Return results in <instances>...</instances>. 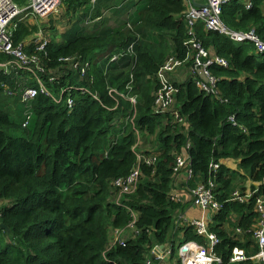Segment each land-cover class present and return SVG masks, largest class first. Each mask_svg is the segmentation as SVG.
I'll use <instances>...</instances> for the list:
<instances>
[{"label": "trees", "instance_id": "1", "mask_svg": "<svg viewBox=\"0 0 264 264\" xmlns=\"http://www.w3.org/2000/svg\"><path fill=\"white\" fill-rule=\"evenodd\" d=\"M186 5L187 0H68V29L58 36L51 28L46 63L53 70L62 66V57L92 62L89 79L88 73L81 78L63 65L59 74L64 77L49 84L57 98L64 87L90 88L87 94L72 92V110L68 94L61 103L44 96L21 103L20 95L9 94L18 88V79L0 72V223L10 230L0 229V264H145L154 244L173 245V215L186 209L169 198L177 185L178 155L190 157L195 177L189 188L213 177L212 162L238 163L239 171L221 164L216 175L217 199L224 207L210 231L221 241L216 253L224 264H256L251 259L230 263V258L237 246L248 257L258 250L251 235L242 242L233 233L256 224L255 199L264 195V186L249 203L228 200L236 190L245 191L246 179L264 181V54L254 43L237 44L197 22L196 38L229 62L228 68L212 69L227 102L201 92L190 79L181 82L171 75L178 90L175 110L183 122L174 125L170 115L155 114L159 71L171 58L190 60ZM222 19L233 30H255L264 41V0H252L251 9L226 5ZM37 30L21 24L15 44ZM34 50L26 49L29 54ZM115 55L118 60L111 61ZM7 60L0 56V62ZM111 89L122 95L110 96ZM134 111V124L113 126ZM232 116L238 126L230 122ZM138 131L156 135L161 154L152 166L141 163L138 186L117 202L114 182L127 179L138 166L133 149ZM126 207L142 212L141 234L108 250L111 231L130 225ZM183 232L181 241L205 243L193 227Z\"/></svg>", "mask_w": 264, "mask_h": 264}, {"label": "built area", "instance_id": "2", "mask_svg": "<svg viewBox=\"0 0 264 264\" xmlns=\"http://www.w3.org/2000/svg\"><path fill=\"white\" fill-rule=\"evenodd\" d=\"M67 1L0 0V56L8 58L7 61L0 62V72L9 77L15 76L18 79V88L14 92H10L9 87L6 85H4V89L9 91L10 95H20L21 103L23 104H28L38 96L53 98L57 103H61L64 95L68 94L67 107L69 110H72L74 106L71 96L73 91L81 92L82 94L90 93V88L69 86L62 88L60 90V97L57 98L54 96L53 90L49 88V84L58 82L61 77H64L59 74L64 72V70H60L63 65L77 72L81 78L86 77L88 73V79L90 71L93 68L92 62L88 59L85 60L82 56L79 58L62 57L58 59V64L60 63L62 66L53 70L48 68L49 65L46 63L48 61L47 48L51 43V35L49 34L48 36V32L51 29V18L62 12V8H65ZM96 2L97 0H92L93 4ZM196 2V0H187L186 5L189 34L192 36V40L186 44L187 48L191 50L190 60L180 61L174 58L169 59L158 73L160 87L153 95L155 98L154 113L163 116L170 115L172 118H175V122H183V120L180 113L175 110V95L178 90L171 81V75L184 72L186 74L177 77L181 82L190 79L201 92L219 98L220 95L217 88L219 79L213 75L212 67L229 66V62L226 59L215 55L213 51L211 52L205 49L202 43L196 38L194 27L197 22H202L210 32L229 36L236 43H254L258 52L264 53V42L255 30L234 31L227 27L222 19L223 8L226 5L232 3L244 4L246 9H251L252 0H203V3H201L202 6L200 7L196 6ZM35 19H40L37 32L33 33L28 41L16 45L14 37L20 25H28L30 24V20L33 21ZM29 46L35 47L34 53H27L26 49ZM132 49L133 46L129 49V53H131ZM118 58L119 55H116L112 61H116ZM191 61H193L192 66L188 67ZM187 75H190L191 78ZM31 82H33L32 85L30 84ZM114 93L119 94L115 89L109 92L110 96H114ZM95 98L97 97L95 96ZM128 100L133 106H136V98L131 97ZM135 116L136 111H134L133 116L129 115L127 117L126 123L133 124ZM30 119L31 114L28 113L26 123ZM143 147L148 146L145 145L139 136V141L133 148L137 156V168L133 170L127 179L117 180L113 184L114 189L119 192V197L116 199L117 202H119L124 193H131L136 189L141 177V163L152 166L157 161V157L160 154L158 150H153L151 147H148L150 150L139 151V148ZM189 166H191L189 156H177L175 168L177 180H180V174L184 175L186 184L194 179L195 175L192 169L188 168ZM219 168V163L213 162L210 165V171L212 173H218ZM261 185H264V181L257 184V186ZM216 189V177H214L206 183H199L194 189L187 187L186 189L175 190L170 194L169 198L171 201L189 204L191 207L200 210L202 217L199 219H190L184 214H180L175 218L172 243H175L179 262L176 260L171 261L173 254L172 246L162 247L155 245L151 250L150 258L145 264H224L222 259L215 253L216 247L220 245V239L215 233L210 231V226L214 222L213 218L218 216L224 207V204L216 198ZM256 192L257 190L242 194L241 192L235 191L233 194L234 200L246 203ZM126 208L132 216L130 225L127 229H115L111 231L112 238L110 239L109 237V242L114 241L115 244L112 246L110 244L108 250L117 244L126 246L129 240H136L141 234V230L137 227L141 211H134L130 207ZM255 211L258 214L256 224L247 230L246 233L252 234L256 243L259 245V251L252 259L257 262L256 264H264V196L256 198ZM189 227H193L197 235L205 237L206 243L200 244L196 241L181 243L178 237L183 236L184 232L182 229ZM237 232L242 233V230L238 228ZM246 259L245 253L242 250L235 249L231 262Z\"/></svg>", "mask_w": 264, "mask_h": 264}, {"label": "clouds", "instance_id": "3", "mask_svg": "<svg viewBox=\"0 0 264 264\" xmlns=\"http://www.w3.org/2000/svg\"><path fill=\"white\" fill-rule=\"evenodd\" d=\"M197 1V0H196ZM200 1H202V3H203V0H200ZM198 2V1H197ZM198 3H200V2H198ZM201 4V3H200ZM224 22V21H223ZM227 26V25H226ZM228 27V26H227ZM231 29V28H230ZM231 30H233V29H231ZM234 31H236V30H234ZM259 36V35H258ZM262 40V39H261ZM263 41V40H262ZM264 42V41H263ZM236 43V42H235ZM245 43V42H244ZM247 43V42H246ZM237 44H239V43H237ZM207 50H209V51H213L214 52V50H212V49H207ZM214 54H215V52H214ZM264 54V53H263ZM215 55H217V54H215ZM116 56V55H115ZM218 56V55H217ZM114 57V56H113ZM220 57V56H219ZM222 58V57H221ZM113 59V58H112ZM112 59H111V61H112ZM225 59V58H224ZM192 64H193V61H191V63L188 65V67H191L192 66ZM187 67V68H188ZM214 67H219V66H214ZM214 67H212V69L214 68ZM229 67V66H228ZM228 67H223V68H228ZM213 73V72H212ZM184 74H186V73H181L180 74V76H183ZM214 75V74H213ZM189 78H190V75H187ZM215 76V75H214ZM216 77V76H215ZM217 79H219V81H220V78L219 77H216ZM190 81H192V80H189L188 82H190ZM193 82V81H192ZM194 83V82H193ZM219 83V82H218ZM195 84V83H194ZM196 85V84H195ZM198 88V87H197ZM217 88H218V84H217ZM218 91H219V89H218ZM120 95V94H119ZM219 95H220V92H219ZM214 97V96H213ZM134 98H136V97H134ZM218 98V97H217ZM219 99H221L223 102H227V100H224V99H222L221 98V95H220V97H219ZM136 117V116H135ZM171 117V116H170ZM172 118V117H171ZM181 118H183L182 116H181ZM127 119V118H126ZM126 119L125 120H122V119H117L116 120V123H115V125L114 126H120L122 123H126ZM184 119V118H183ZM230 119V122L232 123V125L233 126H238V124H237V122H236V119H235V117L234 116H232V117H230L229 118ZM171 123L172 124H176L177 122H175V120H173V121H171ZM134 124V123H133ZM155 137H156V135H154ZM153 136V137H154ZM138 141H139V138H138ZM138 143V142H137ZM155 143L157 144V140L155 141ZM145 145H147V144H145ZM149 148H150V146L149 145H147ZM157 146H158V144H157ZM190 147V145L188 144V148ZM152 148V147H151ZM156 149H157V147H156ZM158 150V149H157ZM158 152L161 154V152L158 150ZM160 154H159V156H160ZM186 156V155H185ZM187 157V156H186ZM190 158V157H189ZM223 161L224 160H221V161H219V162H215V163H219L220 164V167H221V164H223V165H225L227 168H229L230 170H232V171H239V165H237V167L235 168V163L234 162H230L229 161V163L226 165V164H224L223 163ZM190 163H191V160H190ZM213 163V162H212ZM211 163V164H212ZM190 167L191 166H189L188 168L190 169ZM192 169V168H191ZM219 170H220V168H219ZM218 170V171H219ZM192 171H193V169H192ZM211 172V171H210ZM242 172V171H241ZM212 173V172H211ZM193 174H194V172H193ZM213 174V177H211L212 179L214 178V177H216V175H217V173H212ZM215 175V176H214ZM180 176H181V174H180ZM195 177V176H194ZM211 178H209V179H211ZM208 179V180H209ZM208 182V181H207ZM176 183H177V185H175V186H173V188H172V190H171V192H170V194L173 192V191H175V190H182V189H186L187 187H189L186 183H185V180L184 181H181V180H177V177H176ZM260 183H262V182H260ZM199 183H197V185H198ZM216 184H217V178H216ZM257 184L258 183H255V182H253L251 179H246V181H245V187H246V189H245V191H241V190H236V191H238V192H241L242 194H245V193H248V192H253V191H255V190H257V192H258V190H259V188L260 187H263L264 185H261V186H257ZM178 185H181V188H178ZM196 185V186H197ZM138 186V185H137ZM195 186V187H196ZM195 187H190L191 189H194ZM217 187H218V184H217ZM216 193H217V189H216V191H215ZM256 192V193H257ZM256 193H254V195L252 196V197H254L255 196V194ZM170 194H169V196H170ZM234 194V193H233ZM232 194V196H231V198H230V200H228V201H231V202H239V201H237V200H234V195ZM261 196H264V195H261ZM259 197V196H258ZM216 198H217V195H216ZM252 198H250V200H251ZM250 200L248 201V202H246V203H249L250 202ZM173 202V201H172ZM175 203H177V202H175ZM239 203H241V202H239ZM246 203H242V204H246ZM255 203H256V199H255ZM178 204H182V205H185L186 206V209L184 210V211H180V212H176V213H174V215H173V226H172V233H171V238H172V240H173V233H174V221H175V218L178 216V215H180V214H184L185 216H187L188 218H190L189 217V215H188V213H187V209L188 208H193V207H191L189 204H183V203H178ZM193 209H195V208H193ZM257 213V212H256ZM141 215H142V212H141ZM202 215V214H201ZM258 215V214H257ZM201 218V217H200ZM191 219V218H190ZM214 223V222H213ZM212 223V224H213ZM211 224V225H212ZM254 226V225H253ZM252 226V227H253ZM238 228H240V227H237L236 229H235V231L237 232V229ZM188 228H184V229H182V230H187ZM241 229V228H240ZM242 230V229H241ZM234 231V232H235ZM246 231L247 230H242V233H239V232H235V233H233V238L235 239V240H238V241H244V238H245V235H251L252 236V234H250V233H246ZM199 236V235H198ZM201 237V236H200ZM253 237V236H252ZM178 239H179V237H178ZM172 240H170L171 242H172ZM180 240V239H179ZM253 240H254V246H257L258 248H259V245L256 243V241H255V239H254V237H253ZM181 241V240H180ZM191 241H193V240H191ZM197 242V241H196ZM181 243H183V241H181ZM199 243V242H198ZM205 243H206V240H205ZM204 243V244H205ZM201 244V243H200ZM220 244H221V241H220ZM155 245H160V246H165V247H173V254H172V258H171V261H174V260H176L177 262H179V260H178V256H177V249H176V246H175V243L173 244V245H171V244H166V245H161V244H154L151 248H150V250H152V248L155 246ZM216 249H217V247H216ZM216 249H215V253H216ZM235 249H239V250H242L244 253H245V256H246V260H243V261H237V262H231V259L233 258V251L235 250ZM259 250H257L254 254H253V256H251V257H248L247 256V254H246V251L244 250V249H242V248H240L239 246H237V247H235L233 250H232V256H231V258H230V263H239V262H244V261H247L248 259H251V260H253L252 258L257 254V252H258ZM150 253H151V251H150ZM216 255H217V253H216ZM150 254L148 255V257H147V260L150 258ZM218 257H220L219 255H217ZM221 258V257H220ZM222 259V258H221ZM146 260V261H147ZM222 261H223V259H222ZM255 261V260H254ZM256 262V261H255ZM224 263V262H223ZM257 263V262H256ZM178 264V263H177Z\"/></svg>", "mask_w": 264, "mask_h": 264}, {"label": "rangeland", "instance_id": "4", "mask_svg": "<svg viewBox=\"0 0 264 264\" xmlns=\"http://www.w3.org/2000/svg\"><path fill=\"white\" fill-rule=\"evenodd\" d=\"M65 10H66V7H65V9H64V7L62 8V12L59 14V15H55V16H53L52 18H51V21H50V23H51V26L52 27H56L57 29H58V36L60 35V34H62V33H64L67 29H68V26H69V23H68V20L67 19H64V13H65ZM134 11V10H133ZM49 21V20H48ZM30 22V24H28L27 26L28 27H33L34 25L36 26H38V25H40V19H35V20H30L29 21ZM112 25L114 26V23H112ZM51 27V28H52ZM51 32H52V30L50 29L49 30V32H48V36H49V34L51 35ZM35 33V32H34ZM33 35V34H32ZM181 74V73H180ZM180 74H176V75H174V76H172L173 77V79L174 78H176V77H180ZM112 90V89H111ZM154 95V94H153ZM116 123V122H115ZM115 125V124H114ZM113 125V126H114ZM115 127V126H114ZM113 127V128H114ZM137 134H138V138H139V136H140V139L145 143V144H147V145H149L150 147H152V149L153 148H155L156 147V144H155V141H156V137L154 136V137H152L150 134H147L146 136H143V134H142V132H140V131H138L137 132ZM138 142V141H137ZM141 150H150L148 147H143V148H139V151H141ZM238 185H239V187H241L240 186V182H238ZM244 185H245V183H244ZM239 190H241V189H239ZM194 216H200V213H197V212H194V214H193ZM213 226H215V224L213 223L212 224ZM112 238V234H110V239ZM110 244H111V246L113 245V244H115V242L114 241H110ZM111 246H110V248H111ZM109 248V249H110Z\"/></svg>", "mask_w": 264, "mask_h": 264}, {"label": "crops", "instance_id": "5", "mask_svg": "<svg viewBox=\"0 0 264 264\" xmlns=\"http://www.w3.org/2000/svg\"><path fill=\"white\" fill-rule=\"evenodd\" d=\"M197 1L200 2V3H202V1H200V0H197ZM50 26H51V23H50ZM51 27H52V26H51ZM52 28H54V27H52ZM55 29L57 30V32H59L58 29H57L56 27H55ZM62 34H63V33H62ZM62 34H60V35H62ZM58 39H59V38H58ZM59 40H61V39H59ZM223 163L227 165V164L229 163V161H223ZM237 165H238V163H235V168L237 167ZM180 180H181V181H184V180H185L184 175H181V176H180ZM194 212L200 213V216H194V215H193ZM187 213H188V215H189L190 218L199 219L200 217H202L201 212H200V210H198V209L188 208V209H187Z\"/></svg>", "mask_w": 264, "mask_h": 264}, {"label": "water", "instance_id": "6", "mask_svg": "<svg viewBox=\"0 0 264 264\" xmlns=\"http://www.w3.org/2000/svg\"><path fill=\"white\" fill-rule=\"evenodd\" d=\"M195 4H196V6H199V7L202 6V4L197 3V2ZM0 229L10 232L9 228L3 223H0Z\"/></svg>", "mask_w": 264, "mask_h": 264}, {"label": "bare ground", "instance_id": "7", "mask_svg": "<svg viewBox=\"0 0 264 264\" xmlns=\"http://www.w3.org/2000/svg\"><path fill=\"white\" fill-rule=\"evenodd\" d=\"M142 174V173H141ZM185 208H186V206H185ZM190 228V227H189ZM184 242V241H183Z\"/></svg>", "mask_w": 264, "mask_h": 264}]
</instances>
